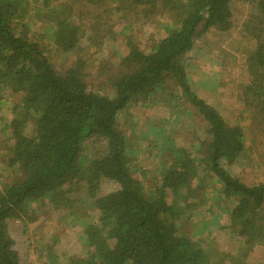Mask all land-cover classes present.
Wrapping results in <instances>:
<instances>
[{"label":"trees","instance_id":"trees-1","mask_svg":"<svg viewBox=\"0 0 264 264\" xmlns=\"http://www.w3.org/2000/svg\"><path fill=\"white\" fill-rule=\"evenodd\" d=\"M245 1L252 4L245 27L254 43L247 56L250 79L241 99L264 136V0ZM110 2L0 0V103L5 91L15 100L11 117L0 128L8 129L12 140L11 173L0 186V264H33L15 249L11 222L21 221L26 229L27 222L36 220L37 207L69 203L68 193L79 186L92 198L98 219L85 228L84 253L61 254L65 264H210L208 251L182 229L180 220L200 208L212 181L220 200L235 202L224 228L239 237L245 252L264 246V180L246 183L231 171L246 148L244 131L199 97L187 74V55L196 41L211 29L229 31L233 26L234 0ZM167 11L175 12L174 23L150 51L128 40L118 67L108 59L99 63L104 87L89 86L86 61L78 52L88 46L102 49L113 34V16L153 21ZM32 19L46 27V33L32 31ZM83 40L88 45L83 46ZM49 41L63 53H74L75 60L57 68ZM168 80L205 121V138L194 148L201 155L196 163L191 150L173 148V162L161 168L160 182L147 190L132 174L130 143L120 118L131 101L156 100V89ZM102 181L117 187L101 194ZM213 255V264L235 257L215 247ZM258 264H264V257Z\"/></svg>","mask_w":264,"mask_h":264},{"label":"rangeland","instance_id":"rangeland-1","mask_svg":"<svg viewBox=\"0 0 264 264\" xmlns=\"http://www.w3.org/2000/svg\"><path fill=\"white\" fill-rule=\"evenodd\" d=\"M119 2L112 0L110 3L118 6ZM232 9L233 26L229 31L211 29L196 41L187 55V74L192 90L199 97L217 108L230 125L243 129L246 148L231 166V171L246 183H255L264 180V136L250 112L244 110L246 106L241 99L250 79L247 56L254 42L247 33L245 23L253 9L252 4L245 0H234ZM113 17V34L105 38L102 49L99 51L88 46L78 52L86 61L90 76L88 84L94 89L104 87L106 83L105 74L99 71L101 61L108 59L118 67L121 56L128 51V40L137 43L142 50L150 51L154 40L165 36L171 29L175 12L167 11L153 21L130 19V15L126 18ZM33 21L30 23L32 31L46 33V27L38 20ZM82 43L83 46L88 45L86 40ZM46 45L57 68L61 69L75 60L74 53H63L51 41ZM104 91L108 92L109 88ZM4 96L0 103V128L4 127L5 119L11 117V106L15 101L8 96V91L4 92ZM154 96L156 100H151L152 97L150 101H131L120 118V128L130 143L132 174L142 180L147 190L154 189L160 182L161 168L173 162L176 156L172 153L173 148L191 150L195 163L201 158L194 148L205 138L206 128L196 108L181 95V90L173 81L168 80L164 86L157 88ZM28 127L29 131L33 129V121H29ZM8 136V129L0 132V186L11 173L8 170V148L12 140ZM4 138L7 139L5 142ZM208 185L206 199L197 205L200 208L182 215V229L208 251L210 261H214L215 247L219 252L228 251L236 257L227 259L223 264H258L264 257V246L259 245L245 252V245L241 247L239 237L224 228L229 223V209L235 202L229 204L220 200L218 185L214 181ZM116 187L113 182L102 181L100 193H108ZM67 198L69 203L61 200L55 207L52 204L37 207L34 213L36 220L27 222L26 229L22 228L21 221L11 222V232L16 236L15 249L23 260L33 264H65L67 258L61 255L64 251L69 255L85 252L82 244L84 231L88 224L97 223L98 211L82 186L69 192ZM195 200L199 201L200 197ZM55 252L56 255L51 257ZM212 261L210 264H213Z\"/></svg>","mask_w":264,"mask_h":264}]
</instances>
